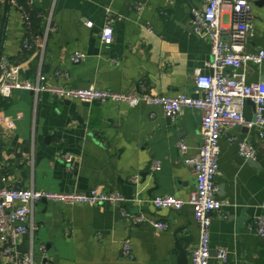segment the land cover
I'll return each mask as SVG.
<instances>
[{"label": "crops", "instance_id": "0c3cea01", "mask_svg": "<svg viewBox=\"0 0 264 264\" xmlns=\"http://www.w3.org/2000/svg\"><path fill=\"white\" fill-rule=\"evenodd\" d=\"M4 2L0 0V24ZM30 2L40 31L27 36L21 14L8 4L0 41V58L18 66L24 81H33L40 68L50 85L194 96L196 71L210 72L209 43L190 29V10L202 8L200 0ZM259 2L251 8L245 47L249 53L264 50V0ZM106 9L114 18L108 46L100 42ZM48 21L55 30L44 37ZM229 23V9L224 7L221 24L226 28ZM26 38L33 42L30 50L23 48ZM77 51L85 58L72 64L69 56ZM56 71L68 78L57 80ZM235 74L244 75L247 83L263 81L264 63H247ZM3 102L0 116L12 120L14 128L0 124V176L11 186L57 193L97 187L117 191L127 200L123 205L37 204L32 214L36 230L18 239V257L31 255L33 264H177L178 242L188 264L199 231L187 203L195 179L185 158L195 156L201 142L198 110L182 108L177 120L168 122L159 107L62 101L24 90L13 91ZM243 113L252 119L254 105L246 102ZM229 137L253 144L255 159L239 157ZM179 142L187 147L185 156ZM219 147L215 184L222 207L212 215L210 246L225 249L227 259L212 260L264 264V237L251 230L255 217L264 214V138L259 139L255 130L225 129ZM63 153L78 158L75 173L62 163ZM155 162L160 170L152 172ZM157 195L178 197L185 205L180 211H157L149 202ZM121 208L130 216L143 212L168 229L131 225L120 217ZM125 240L132 245L131 259L123 254ZM8 264L19 263L14 257Z\"/></svg>", "mask_w": 264, "mask_h": 264}, {"label": "built area", "instance_id": "2783aa9c", "mask_svg": "<svg viewBox=\"0 0 264 264\" xmlns=\"http://www.w3.org/2000/svg\"><path fill=\"white\" fill-rule=\"evenodd\" d=\"M31 6L30 0H24ZM202 8L190 10V29L195 35L206 39L209 43L208 74L195 73L194 96L177 94L175 96H153L144 92L120 93L101 90L93 85L84 88L50 85L47 76L39 70L33 81L20 78L19 68L0 58V98H10L13 91L24 90L35 97L47 93L62 101H80L88 104L123 103L130 108L139 105L159 107L168 121L177 120L182 108H193L200 113L201 142L195 156L185 158L191 167L195 179V188L191 192L187 203L192 208L193 219L198 227L199 240L191 250L188 264H215L227 259V251L223 248L212 249L210 246V229L212 215L219 213L222 204L216 197L217 186L215 176L218 173V157L220 153L219 140L225 129L241 127L255 130L259 139L264 138V80L247 83L245 76L235 74L247 63L256 65L264 63V50L254 53L245 51L248 36L251 31L250 17L254 1L259 0H200ZM12 6L28 21L26 11L17 6L13 0ZM224 7L229 9L230 23L224 28L221 16ZM113 13L105 10L104 27L101 31L100 42L108 46L112 43ZM91 27V23H86ZM55 28L48 21L45 36ZM33 42L25 39L23 48H32ZM85 58L84 53L74 52L69 56L72 64H79ZM57 80L67 79L68 75L56 71ZM246 102L254 105V116L246 119L243 108ZM0 124L12 130L14 123L7 117L0 116ZM235 143L237 153L245 161L254 160L255 148L247 140L228 138ZM178 149L185 156L187 147L183 142L178 143ZM62 163L69 173H75L78 158L69 153L60 155ZM150 170H160V164L155 162ZM42 202L60 203L64 206L77 205H123L127 200L117 191H105L94 187L87 192L57 193L35 189H19L11 186L7 177L0 176V260L8 264L10 259L16 258L19 264H33L31 255L19 256L15 253L18 239L26 233L31 236L36 230L32 221L34 207ZM152 207L159 210L180 211L185 201L171 195H157L150 199ZM264 211V204L261 206ZM120 217L128 219L131 225H150L157 231L168 229V225L153 219L143 212L130 216L121 208ZM251 230L258 236L264 237V214L255 217L251 223ZM123 254L128 259L133 258L132 245L129 240L123 242ZM212 252L214 255H212Z\"/></svg>", "mask_w": 264, "mask_h": 264}, {"label": "trees", "instance_id": "16d2710c", "mask_svg": "<svg viewBox=\"0 0 264 264\" xmlns=\"http://www.w3.org/2000/svg\"><path fill=\"white\" fill-rule=\"evenodd\" d=\"M12 1L13 0H8V4L12 5ZM14 1L17 3V6H22L23 9L27 13L28 21L26 23H24L25 29H26V35L31 36V35L37 34L40 31V28L38 26L39 20H37V21L35 20L36 13L34 11H32V6L26 5L24 0H14ZM15 8L17 9L18 7H15ZM36 23H37V25H36ZM30 38H26V39L28 41H31ZM4 106H5V103L0 98V108L4 107Z\"/></svg>", "mask_w": 264, "mask_h": 264}, {"label": "water", "instance_id": "95a60500", "mask_svg": "<svg viewBox=\"0 0 264 264\" xmlns=\"http://www.w3.org/2000/svg\"><path fill=\"white\" fill-rule=\"evenodd\" d=\"M262 2H263V0H260L259 3H262ZM7 5H8V0H5V2H4V13H3V17H2V20H1V24H0V41H1V36H2V30H3V24H4V20H5V12H6V9H7ZM235 129L246 130V129L241 128V127H235ZM250 161H252V160H250ZM239 226H240V222L237 223V227H239ZM176 247H177V249L179 251L177 264H187V256H186L185 250L182 249V247L179 245L178 242H176Z\"/></svg>", "mask_w": 264, "mask_h": 264}]
</instances>
